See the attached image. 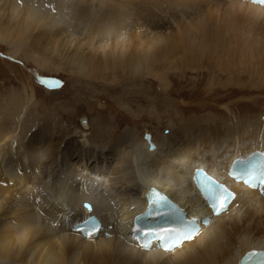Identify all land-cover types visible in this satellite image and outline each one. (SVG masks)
I'll return each instance as SVG.
<instances>
[{
    "label": "bare ground",
    "instance_id": "6f19581e",
    "mask_svg": "<svg viewBox=\"0 0 264 264\" xmlns=\"http://www.w3.org/2000/svg\"><path fill=\"white\" fill-rule=\"evenodd\" d=\"M0 42L14 56L28 51L57 68L107 80L109 88L122 84L119 92L138 102L148 92L161 94L169 113L164 119L153 112L158 98L142 110L160 125L150 140L133 130L120 135L115 120L96 114L81 116L79 128L66 131L47 120L37 123L34 97L13 86L10 102L0 104V264H236L245 251L264 247V197L242 184L238 203L174 252H147L116 237L83 239L58 219L96 212L117 229L147 206L153 188L183 207L196 205L187 176L194 167L225 165L264 149L263 118L199 122L177 110L173 92L175 80L185 81L189 71L264 69V6L243 0H0ZM187 85L179 87L191 95L217 90ZM105 93L111 96L110 89ZM120 98L122 109L135 114ZM207 100L193 109L206 110Z\"/></svg>",
    "mask_w": 264,
    "mask_h": 264
},
{
    "label": "rangeland",
    "instance_id": "374dc122",
    "mask_svg": "<svg viewBox=\"0 0 264 264\" xmlns=\"http://www.w3.org/2000/svg\"><path fill=\"white\" fill-rule=\"evenodd\" d=\"M86 1L89 3L90 0ZM23 48L26 49L25 47ZM25 55H22V57L21 55L18 57L14 56L9 46L4 42H0V104H5L4 98H7V101L10 102L11 94L13 93L11 88L15 86L17 90L21 91L20 95H24V91H26L28 96L34 97L31 98L33 99L31 108L37 111L39 116L37 123L39 124H41V121L44 122L47 120L48 122L56 123L55 126H65L66 131H74L76 128H79L80 121L78 119L81 116L96 114L106 117L107 120L113 119V122L115 120V124L119 125L115 129H117L116 131L120 135L125 131L133 130L138 137L144 140H146V133L150 134L151 139L159 136L157 132L159 133L158 128L160 125H157V122L152 120L145 112H142V110L151 108V101L158 98V101L160 100V105L155 106V111L152 110L166 119L169 113L162 105L161 94L155 93L154 98L152 97L153 94L148 92V96L144 94L147 100L145 99V101L142 100L143 102H138L135 101L136 97L133 94L128 93L123 95L119 92L123 87L122 84L120 86V84L114 83L109 88L107 87V80H94L91 77H85L81 74L70 72L64 66L57 68L54 64H49L44 57L41 58L39 55L33 57L34 54L28 51L25 52ZM221 69H215L213 66L206 69V72L213 70L217 75L202 74L199 76L201 71H189L183 82L181 81L182 78H177L175 80V89L177 90H173V92L176 93L174 99L175 103L177 107H179L177 110L181 113L187 111L188 117L197 116L199 122H214L217 119L226 120L228 118L233 120L263 118L262 120H264V69L259 65L242 66L239 68V71ZM126 79H129V77H125L123 80ZM210 80L212 81L209 82ZM51 81L62 82L64 86L62 87L64 89L60 90L59 86H52ZM192 82L194 84L199 82V87L204 91H206L208 85L215 87L217 90L212 95L202 92L201 94L203 95L199 94L200 96L197 93L191 95L181 91V88L185 90L189 89L191 85L188 86L187 84H192ZM208 82L211 84H208ZM170 85H173V82H171ZM179 86H181V88ZM106 89L111 90L110 97L108 93L106 95ZM54 90H59L58 94L52 93ZM155 90L159 89L157 88ZM137 95L141 96L140 94ZM107 96L109 98H107ZM119 97H121L120 99L125 103L133 106L132 108L135 114H128L127 111L125 112V110L122 109L118 101ZM201 99H210L212 102L206 110L200 111L198 107L193 109L194 103ZM76 100H78L79 104ZM207 101L209 102V100ZM154 103L156 102L154 101ZM164 106H167L166 102ZM174 107L176 106L174 105ZM75 108L76 110L78 109L77 112ZM82 109L84 110L82 111ZM70 111H73V114L69 113ZM65 112L69 113V115ZM205 117L207 120L204 119ZM210 117L214 120L209 119ZM162 121L165 122V120ZM111 125L114 124L111 123ZM64 133V131H61V134ZM80 134L82 135V133ZM190 206L193 205L191 204Z\"/></svg>",
    "mask_w": 264,
    "mask_h": 264
},
{
    "label": "snow or ice",
    "instance_id": "6c2138e0",
    "mask_svg": "<svg viewBox=\"0 0 264 264\" xmlns=\"http://www.w3.org/2000/svg\"><path fill=\"white\" fill-rule=\"evenodd\" d=\"M261 2H264V0H261ZM225 206H226V198H225L224 201L220 202L218 206L217 205H214V207H216V210L217 211L222 210ZM188 238H191V237L189 236ZM171 247H172L171 244H166L165 245V249L166 250L170 249Z\"/></svg>",
    "mask_w": 264,
    "mask_h": 264
},
{
    "label": "water",
    "instance_id": "95a60500",
    "mask_svg": "<svg viewBox=\"0 0 264 264\" xmlns=\"http://www.w3.org/2000/svg\"><path fill=\"white\" fill-rule=\"evenodd\" d=\"M81 123L86 124V123H87V120L84 119ZM145 138H146L147 140H150V139H151L150 134H149V133H146ZM87 206H88V205H87Z\"/></svg>",
    "mask_w": 264,
    "mask_h": 264
}]
</instances>
